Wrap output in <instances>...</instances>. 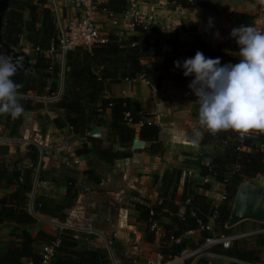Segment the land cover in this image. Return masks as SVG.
Instances as JSON below:
<instances>
[{
    "label": "trees",
    "instance_id": "obj_1",
    "mask_svg": "<svg viewBox=\"0 0 264 264\" xmlns=\"http://www.w3.org/2000/svg\"><path fill=\"white\" fill-rule=\"evenodd\" d=\"M169 1L179 8H187L191 4L203 10H208L210 7V0ZM44 2V0H11L0 16V42L6 47L16 49L18 39L24 32L26 34L24 40L30 51L28 56L31 59V65L24 72L17 71L13 77L16 83L22 84L20 92L24 99L21 103L26 112L41 109L43 105L36 101V98L53 97L57 93L61 77V94L49 108L64 112L63 122L53 120L56 128L68 127L76 137L85 139L89 144L88 148L83 145L76 152L78 158L88 155L97 161L129 158V149L135 136L136 126H138L137 139L148 144L146 152L150 155L158 154L162 145L158 141L157 125L145 123L144 116L139 113L138 109H130L126 98L104 97V93L110 92L120 82L133 80L136 77H141L150 90L160 88L159 73L166 72L173 63L172 52H164L162 44L157 40H149L142 24L131 21L132 31L136 33V36L122 39L109 33L103 44L94 45L89 50L76 48L66 52L60 67L54 56L49 58L47 55L50 49H56L58 29L55 26L53 15ZM125 5L126 0H103L96 6V10L120 16L125 12ZM26 13L28 20L24 21L23 16ZM179 30L183 34H192L191 45L184 52L186 59L195 56L196 53L193 52L195 49L196 52H202L205 57L220 58L221 65L239 62V46L226 45L210 49L198 41L196 25L191 22L181 21ZM183 46H187V43ZM28 95L33 98H29ZM106 112H108L107 147L102 148L100 139H92L86 134L91 129L102 126ZM203 132L200 145L211 146V153L208 167L205 163H198L196 169L199 179L207 178L210 182L193 185L191 181L185 179L180 200L184 202L188 198L185 197L187 190H189L190 198L187 205L183 204V215L180 218L176 217V208L171 204L166 206L163 201L159 206L156 203L150 207L134 205L137 220L145 224L143 233L145 242L148 244L154 242L153 235L147 230L153 217L171 216L172 227L165 230L157 249L163 257L175 256L185 247H192V244L186 246L181 239L178 243H173L168 238L178 239L186 232L196 231L200 226H205L207 217L212 215L213 211L216 212L213 234L215 236L226 235V232H230L229 229L224 228V225L237 184L256 175L264 177V134L253 133L250 138L238 144L231 130L218 134H211L206 129ZM238 146L245 150L237 151ZM113 147L116 149L113 150ZM32 173L28 170L26 179L24 178L11 193L0 199V229H12L14 234L10 236L17 240L16 244L0 251V264H26L27 262L38 264L39 257L34 252V246L48 243L52 239L41 232H36L32 237L26 230L34 223V219L27 214L25 209L26 196L31 188ZM173 173L177 178V172L173 170L168 175H163L160 196H166ZM83 175L94 184L99 183L98 177L92 171H85ZM8 178L11 179L9 172L6 170L0 172L2 183ZM211 183L224 187V199L217 207L199 194L201 190H207ZM1 187L3 184H0ZM75 196V192L68 190L64 203L60 204H54L51 200L36 196L35 204L39 205L36 212L63 222L66 218L63 211L71 206L68 205V201L73 203ZM245 222L247 229L257 226L254 222ZM208 236H210L209 233L200 232V238ZM58 238L59 245L55 248L49 264H109V259L103 249L80 250L74 238L68 235ZM245 238L252 239L255 247L247 248L243 242L234 240L227 250L216 248L213 253L241 263L260 264L259 254L264 248V233L243 239ZM195 264L212 263L200 258Z\"/></svg>",
    "mask_w": 264,
    "mask_h": 264
},
{
    "label": "crops",
    "instance_id": "obj_2",
    "mask_svg": "<svg viewBox=\"0 0 264 264\" xmlns=\"http://www.w3.org/2000/svg\"><path fill=\"white\" fill-rule=\"evenodd\" d=\"M129 1L132 0H126ZM55 4V10L52 11L55 26L59 30L73 17L74 11L69 0H55ZM133 16L144 25L150 41L157 40L170 48L168 53L172 52L171 57L174 61L166 72L159 73L160 88L150 90L141 77H136L120 82L110 92L104 93V97L126 98L130 109H138L144 116L145 123L157 125L158 141L162 145L158 154H148L146 152L148 144L142 142L140 148L129 149L130 157L126 159L97 161L90 155L78 158L76 152L83 145L88 148L89 144L85 139L76 137L68 127L58 129L53 125L54 119L63 122L64 118V112L49 108L61 92L50 98H36L43 106L35 112H26V115L17 119L5 115L0 117V172L6 170L11 176V179H6L4 183L0 181V184H3L0 188V199L11 193L24 178L26 179L28 170L37 177L35 197L40 196L54 204H60L64 203L68 190L75 192V200L63 211L66 215L64 222L38 214L34 218V223L26 230L32 237L36 232L50 237L68 235L77 240L80 250H93L95 247L98 249L104 247L107 250L109 243V258L111 256L122 264H127L123 253L129 252L132 245H137L141 249L148 248L146 251L148 254L151 250L156 251L157 247L156 241L152 244L145 242L143 233L145 224L137 220L134 205L150 207L156 200H162L169 205L177 206L176 217L180 218L184 212V205L180 200L183 186L180 184L174 197H159L157 195L160 193L157 194L156 188L162 184L163 175H168L172 170L194 171V177L199 179L196 165L207 163L211 153V146L199 144L198 148H193L186 139L194 130L200 128L199 105L196 103L197 98L188 88L194 77H185L182 68L174 66L177 60L181 62L186 60L184 52L192 42V34H183L179 30L180 22L194 23L198 41L210 49L226 45L238 47L230 38V32L240 25H252L257 30L264 31V15L257 14L255 0H210L208 10L200 9L193 4L187 8H179L169 0H135L130 15L116 19V27L108 25L113 17L106 13L94 12L90 18L106 32L123 39L136 36L130 22ZM209 18L213 19L214 27H208ZM217 32L218 38L215 35ZM184 43H187V46H183ZM193 52L196 53L195 49ZM47 55L53 58L52 54ZM28 97L33 98L31 95ZM107 128L108 112L99 128L102 148L107 147ZM134 130V138H137L138 126ZM115 149L116 147H113V150ZM88 170L98 177V184H94L83 175V172ZM13 172L18 173L17 182L11 175ZM181 180L179 179V182ZM212 184L209 187L217 185ZM217 186L219 189V185ZM211 189L201 190L199 194L205 197L210 194ZM221 191L218 190L216 197L223 195ZM85 192L90 196L103 194L106 199L121 205H124L126 200V207L117 208L119 214L109 226L110 229L99 231L82 225L86 208L84 201L87 198ZM186 192L185 197L190 198L189 190ZM170 217L164 218L170 220ZM11 230L0 229V251L17 243V240L10 236L13 233ZM186 236L194 237L196 241L200 239L198 231L186 232L180 239ZM110 244L119 258L114 257ZM143 254L145 255V252ZM203 258L212 264H246L221 255ZM259 262L264 264V248L259 254Z\"/></svg>",
    "mask_w": 264,
    "mask_h": 264
},
{
    "label": "clouds",
    "instance_id": "obj_3",
    "mask_svg": "<svg viewBox=\"0 0 264 264\" xmlns=\"http://www.w3.org/2000/svg\"><path fill=\"white\" fill-rule=\"evenodd\" d=\"M208 27H214L209 18ZM217 38L219 33L215 34ZM239 46V62L221 65L220 58H208L200 51L174 66L185 77H194L188 88L195 95L200 128L187 142L198 148L207 130L218 134L231 130L241 138L253 133L264 134V32L252 25H240L230 32ZM19 66L12 57L0 55V115L13 119L26 115L21 103L22 84L13 77Z\"/></svg>",
    "mask_w": 264,
    "mask_h": 264
},
{
    "label": "built area",
    "instance_id": "obj_4",
    "mask_svg": "<svg viewBox=\"0 0 264 264\" xmlns=\"http://www.w3.org/2000/svg\"><path fill=\"white\" fill-rule=\"evenodd\" d=\"M74 11L73 17L67 22V24L58 30L57 36V46L55 50L50 49L48 53L52 54L55 59H58L60 67L62 66L63 56L66 52L72 51L76 48H81L89 50L92 46L97 44H103L106 41L109 32L102 28L98 23L90 18V15L94 12L106 13L112 16L113 19L109 21L110 27H116L117 18H125L130 15L134 7V1L126 2L125 12L120 16H114L105 11H97L96 6L101 2H96V0H69ZM52 4V10H55L56 4L55 0H50ZM255 8L257 14L264 15V0H255ZM131 21L136 24H142L138 19L133 16ZM130 21V22H131ZM143 25V24H142ZM144 26V25H143ZM61 77L59 80L57 93L54 95H59L62 89ZM234 139L238 144H241L243 140L250 138L252 134L241 138L239 134L234 133ZM237 151H244L243 147L238 146ZM208 167V163H205ZM203 183H207L209 180L207 178L202 179ZM37 184L36 175L31 177V188L27 194L26 199V212L33 219L38 215L36 209L39 208L38 204H35V189ZM224 199L223 195L219 197H209V200L213 202L214 207ZM189 198L185 199L183 204L187 205ZM161 200H156V204L161 205ZM193 216L192 214H190ZM216 218V212L213 211L212 215L207 217V224L205 226H200L198 228L199 233L205 231L210 234V236L205 238H200L198 241L192 243V247H185L177 255L170 257H163L157 250H151L148 254V248L141 249L137 245L130 246L129 252L123 253V257L127 259V264H195L200 258H208V256H217L213 253V250L218 248L220 250H227L232 241L238 240L240 238L253 236L256 234L264 233L263 231H257L254 233H247L243 235H223L218 234L215 236L213 234L214 229V219ZM148 232L153 235L154 241L158 242L163 238L164 235H160L158 232V227L154 222H150L147 227ZM162 236V237H161ZM160 239L158 240V238ZM168 240L173 243H178L180 238L172 239L169 237ZM59 245V238L52 237L51 241L48 243H42L34 246V252L39 257L38 264H49L51 258L54 255L55 248ZM109 245V243H107ZM145 252V255L143 254ZM112 264H118L119 261L112 259L110 256ZM26 264H32L27 262Z\"/></svg>",
    "mask_w": 264,
    "mask_h": 264
},
{
    "label": "rangeland",
    "instance_id": "obj_5",
    "mask_svg": "<svg viewBox=\"0 0 264 264\" xmlns=\"http://www.w3.org/2000/svg\"><path fill=\"white\" fill-rule=\"evenodd\" d=\"M45 2V5L46 7L50 10L51 14L53 15V11H52V4L50 3V0H44ZM54 17V15H53ZM23 19L24 21H27L28 20V14L26 13L24 16H23ZM55 19V17H54ZM55 21V20H54ZM25 32L20 36V38L18 39V47L16 49H11L13 50L14 52H22L24 53L25 55H30V51L28 49V46L24 40L25 38ZM171 60L174 61V59L171 57ZM107 145V143H106ZM215 145V144H213ZM208 163V162H207ZM194 170V169H193ZM190 170H186V171H183L182 169L180 170H176L175 172H177V175L178 177H174V174L173 173V179H171V185H169L167 191H166V197L170 196V197H174L176 194V189H178L180 187V184L183 186L184 185V181L185 179H188L189 181H191V183L194 185V183H198V184H204L203 181L201 179H198V178H195L194 177V171L193 172H189ZM198 173V171H197ZM179 179H184V180H181L179 182ZM87 184V183H86ZM160 185V184H159ZM213 185V184H212ZM219 185V184H217ZM213 186V187H209L208 190L210 188L211 191H210V194H207L205 197H212V196H215L216 197V194H218V190H222L221 192H223V189L224 187L222 185H219V189H218V186ZM175 186V187H174ZM220 186H222V188H220ZM162 187V184L156 188V192L157 194L160 193V189ZM87 198L84 202L85 203V214H84V219L82 221V225L86 228H91V229H96V230H99V231H102L106 228H109L110 229V225L113 224V222L115 221L116 219V216L119 214V212H117V208L118 207H126L127 203H126V200L124 201V205H121V203H115L114 201H110L108 199H106V196L103 195V194H99L97 196H90L88 195V192H85ZM159 197H161L159 194L157 195ZM207 200H209L208 198H206ZM69 204L68 205H71L72 202L71 201H68ZM162 202V200H161ZM213 203V202H212ZM94 205L93 207H91L90 205ZM164 204L167 206L169 205V203H166L164 202ZM172 207H175L176 208V215L178 214V207L173 205ZM182 207V206H181ZM165 211V210H164ZM124 216V215H123ZM181 216V215H180ZM121 218H122V213H121V216H120V221H121ZM58 221V220H57ZM59 222V221H58ZM64 222V221H63ZM152 222H155V224L157 225L158 227V232L160 233V235H164L165 234V230L166 229H170L172 226H171V223H170V220H168L167 218H163V217H153V220ZM246 222H241L231 228H229V231L230 232H226L225 234L226 235H243V234H247V233H254V232H257L259 229H258V224L257 226H254L252 227L251 229H247V226H246ZM14 234V232H13ZM162 237V236H161ZM160 239V237L158 238V240ZM196 238H192L190 236H186V238H181L182 241H184L186 243V246H189L193 243V241H196L194 240ZM161 240V239H160ZM159 240V241H160ZM252 239L250 238H240L238 239V241H241L244 243L245 247L247 248H253L255 247V245L253 244V241H251ZM159 241L157 242V247H156V250L158 249V244H159ZM112 246L110 244V248L112 249ZM95 249H98V247H95ZM104 253L106 254V256L108 257L109 259V264H112V261L110 260L109 258V245H108V248L107 250L103 247L102 248ZM112 253H114V257L115 258H119L117 257L115 251L112 249ZM115 260V259H114ZM118 264H122V263H118Z\"/></svg>",
    "mask_w": 264,
    "mask_h": 264
},
{
    "label": "water",
    "instance_id": "obj_6",
    "mask_svg": "<svg viewBox=\"0 0 264 264\" xmlns=\"http://www.w3.org/2000/svg\"><path fill=\"white\" fill-rule=\"evenodd\" d=\"M10 0H0V16L6 9ZM164 52H169L168 46H163ZM0 55H6L13 58L19 66L18 71L24 72L29 69L31 59L22 52H14L0 42ZM149 67V66H148ZM92 139H99V128L91 129L87 134ZM137 138L132 140L130 148L136 150L142 146ZM17 182L18 173H11ZM250 221L258 224L259 231L264 230V177L256 175L246 181L239 182L235 188L228 216L224 225L225 229H229L241 222Z\"/></svg>",
    "mask_w": 264,
    "mask_h": 264
},
{
    "label": "flooded vegetation",
    "instance_id": "obj_7",
    "mask_svg": "<svg viewBox=\"0 0 264 264\" xmlns=\"http://www.w3.org/2000/svg\"><path fill=\"white\" fill-rule=\"evenodd\" d=\"M11 1V0H10Z\"/></svg>",
    "mask_w": 264,
    "mask_h": 264
}]
</instances>
